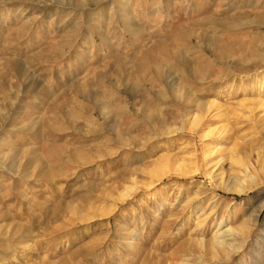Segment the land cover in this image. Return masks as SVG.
<instances>
[{"label": "rangeland", "instance_id": "1", "mask_svg": "<svg viewBox=\"0 0 264 264\" xmlns=\"http://www.w3.org/2000/svg\"><path fill=\"white\" fill-rule=\"evenodd\" d=\"M0 159V264H264V0H0Z\"/></svg>", "mask_w": 264, "mask_h": 264}, {"label": "bare ground", "instance_id": "2", "mask_svg": "<svg viewBox=\"0 0 264 264\" xmlns=\"http://www.w3.org/2000/svg\"><path fill=\"white\" fill-rule=\"evenodd\" d=\"M4 161H5V160L2 161V160L0 159V167H1V168H3V166H6V165L4 164ZM9 169H10V168H9ZM247 169H248V168H245V170H247ZM249 176H250V175H249ZM250 177L252 178V176H250ZM252 179H253V178H252ZM235 191H237V192H239V193H240V192L242 193V191H244V189H243V188H242V189L240 188V190H239V189H236ZM260 209H261V208H260ZM258 211H259V210H258ZM259 214H260V212H259ZM227 230L230 231V232L232 231L230 228H228ZM215 241H216V244L218 245V247H219V246H224V247L229 246V244H228L229 242H227V241H226V242H224V241H220V240H218L217 238H215ZM214 243H215V242H214ZM216 244H214L215 248H216ZM211 247H212V245H211ZM218 247H217V249H219ZM217 249H216V250H217Z\"/></svg>", "mask_w": 264, "mask_h": 264}]
</instances>
